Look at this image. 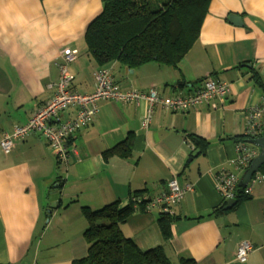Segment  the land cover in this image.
Listing matches in <instances>:
<instances>
[{"label":"crops","instance_id":"1","mask_svg":"<svg viewBox=\"0 0 264 264\" xmlns=\"http://www.w3.org/2000/svg\"><path fill=\"white\" fill-rule=\"evenodd\" d=\"M102 11V0H0V136L53 98L65 47L77 51L69 65L73 88L94 91L101 67L85 34ZM232 14L243 26L229 21ZM109 68L126 91L189 96L207 78L228 82L232 91L187 111L156 107L148 127V102L102 101L93 122L69 140L76 153L66 164L39 132L16 141L10 154L0 149V264H71L87 257L84 208L114 202L130 211L122 233L141 251L162 246L172 264H264V182L229 210L215 190L220 172L235 171V140L244 135L247 111L264 98V0H212L198 41L178 67L129 69L114 62ZM75 115L69 108L61 119ZM194 139L207 141L206 151ZM124 142L128 158L105 155ZM173 179L193 190L173 208V236L165 243L160 210H134L131 200L162 195ZM244 240L254 250L241 263L236 252Z\"/></svg>","mask_w":264,"mask_h":264},{"label":"trees","instance_id":"2","mask_svg":"<svg viewBox=\"0 0 264 264\" xmlns=\"http://www.w3.org/2000/svg\"><path fill=\"white\" fill-rule=\"evenodd\" d=\"M102 1L103 11L90 23L85 34L88 52L101 68L117 62L137 69L148 63L178 67L198 41L212 0ZM194 140L202 152L206 151L207 141ZM241 141H245L244 135L235 140ZM125 144L105 155L128 158L131 149ZM260 173L264 175V165ZM243 190H239L234 209L247 198ZM221 210L224 212V206ZM129 212H123L119 202L96 211L84 208L88 222L84 237L90 247L87 257L71 264H172L162 246L141 251L122 233L121 225L127 221ZM174 220V216L161 213L157 221L165 243L172 239Z\"/></svg>","mask_w":264,"mask_h":264},{"label":"built area","instance_id":"3","mask_svg":"<svg viewBox=\"0 0 264 264\" xmlns=\"http://www.w3.org/2000/svg\"><path fill=\"white\" fill-rule=\"evenodd\" d=\"M60 76L56 83L53 98L47 102L26 124L15 126L11 132L0 136V149L10 154L15 148V142L24 140L29 134L39 132L47 141L59 163L66 164L71 153L69 140L82 128L93 122L99 113V104L102 101H116L123 103H140L146 101L150 107L144 118L143 125L151 123L154 109L160 108L172 112L187 111L203 105H209L215 100H223L231 94L232 88L228 82L207 78L202 86L189 96L161 97L151 89L149 93L122 90L112 74L110 68H101L95 73V89L92 93H80L73 88L74 76L69 72V65L76 60L77 51L65 47L59 51ZM69 108L76 109L75 117L61 119L62 112ZM245 141L237 143L238 157L235 171L220 172L215 182V190L225 202L237 199L241 187L240 173H243L260 153V149L247 143V140L264 138V98L262 102L251 107L245 116ZM264 182L262 173H255L243 190L245 196L252 194L257 184ZM167 192L162 195L147 198L140 195L132 197L134 210L152 211L159 209L161 213L173 216V208L180 203L186 193L192 191L191 185L181 187L173 179L168 182ZM254 246L249 241L240 242L236 257L241 263L248 260Z\"/></svg>","mask_w":264,"mask_h":264},{"label":"water","instance_id":"4","mask_svg":"<svg viewBox=\"0 0 264 264\" xmlns=\"http://www.w3.org/2000/svg\"><path fill=\"white\" fill-rule=\"evenodd\" d=\"M229 21L235 25V26H243V20L242 17L237 15V14H232L229 18ZM130 73H133V70L130 71ZM247 143L254 145L256 147H258L260 149V153L257 156V158H255L253 160V162L251 163V165L249 166V168H247L240 180L239 186L241 188H245L250 179L252 178V176L259 172L260 169L263 167L264 165V138H258V139H252V140H247ZM198 153V152H197ZM197 153L193 154V156H196ZM237 204V200H229L228 204L226 206V210L232 209L233 206H235ZM53 209V207L51 208Z\"/></svg>","mask_w":264,"mask_h":264},{"label":"clouds","instance_id":"5","mask_svg":"<svg viewBox=\"0 0 264 264\" xmlns=\"http://www.w3.org/2000/svg\"><path fill=\"white\" fill-rule=\"evenodd\" d=\"M244 173V172H243Z\"/></svg>","mask_w":264,"mask_h":264}]
</instances>
